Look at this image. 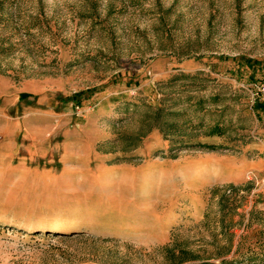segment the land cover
<instances>
[{
  "label": "rangeland",
  "instance_id": "1",
  "mask_svg": "<svg viewBox=\"0 0 264 264\" xmlns=\"http://www.w3.org/2000/svg\"><path fill=\"white\" fill-rule=\"evenodd\" d=\"M0 46V264H264V0H0Z\"/></svg>",
  "mask_w": 264,
  "mask_h": 264
},
{
  "label": "trees",
  "instance_id": "2",
  "mask_svg": "<svg viewBox=\"0 0 264 264\" xmlns=\"http://www.w3.org/2000/svg\"><path fill=\"white\" fill-rule=\"evenodd\" d=\"M9 51V48H4V46H0V55ZM245 62L247 63V65H249L250 67H253V62L254 60H245ZM2 68L0 66V73H2ZM260 107L264 108V103H260ZM221 130L218 128V126H215L211 133H220ZM220 207L222 211V215L220 218V230L222 231L223 235L225 234H229L230 233V225L228 222H225L224 219V213L223 212L226 207L227 204L226 202L228 201V197L225 194L220 195ZM246 239V235H241L240 239H238V241L234 242V240L230 239L228 240V242L226 244H222L220 246H218L216 248V252H214L213 256L215 257H224L228 254H232V258L231 259H225L222 258L221 262L225 263V262H238L240 261L239 257L242 256V260L245 259H254L258 256V254L255 251H251V245H245L244 240ZM178 245V244H176ZM244 248H246V250H243ZM168 255L171 261V264H181L182 262L186 261V260H199L201 257L198 254H194L192 251L190 250H186V249H176L175 245L174 247H171L168 249ZM211 258V257H209ZM200 264H207L206 262H200Z\"/></svg>",
  "mask_w": 264,
  "mask_h": 264
}]
</instances>
